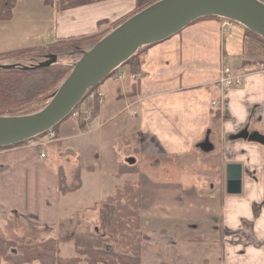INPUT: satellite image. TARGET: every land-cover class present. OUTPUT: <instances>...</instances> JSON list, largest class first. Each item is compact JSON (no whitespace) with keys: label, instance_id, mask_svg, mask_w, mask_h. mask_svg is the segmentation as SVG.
Masks as SVG:
<instances>
[{"label":"crops","instance_id":"1","mask_svg":"<svg viewBox=\"0 0 264 264\" xmlns=\"http://www.w3.org/2000/svg\"><path fill=\"white\" fill-rule=\"evenodd\" d=\"M135 8L136 0H92L66 9H58L56 0H15L12 17L0 22V55L105 32ZM263 59V42L242 25H223L213 17L144 47L135 79L126 65L122 81L112 77L97 87L105 100L88 124L68 119L44 147L29 142L0 150V224L19 243L28 237L58 239L59 257H72L71 235L109 237L113 207L104 201L116 187L138 183L136 216L111 231L122 232L135 222L132 228L151 250H144L143 264H195L199 258L190 236L195 233L221 246L217 264H264V146L232 139L244 128L264 135V75L254 71V63ZM224 67L242 79L222 97L216 82ZM216 100L224 103L223 110L212 104ZM91 107L86 98L79 108ZM120 111L129 112L126 119L112 124ZM206 137L213 145L209 153L197 147ZM198 152L220 157L218 196L201 193L192 176L187 186L177 180L184 175L182 166L200 161ZM228 163L241 165L239 194L226 193ZM60 172L70 189L66 194L59 192ZM164 174L177 176L168 180ZM90 205L98 208L84 218L88 226L76 230L73 224ZM62 220L69 223L66 233L59 230Z\"/></svg>","mask_w":264,"mask_h":264},{"label":"trees","instance_id":"2","mask_svg":"<svg viewBox=\"0 0 264 264\" xmlns=\"http://www.w3.org/2000/svg\"><path fill=\"white\" fill-rule=\"evenodd\" d=\"M90 1L92 0H56V7L58 9H66ZM157 1L159 0H136V8L129 17ZM259 1L264 3V0ZM14 7L15 0H0V21L9 20L12 17ZM129 17L118 21L105 32L89 37H82L59 45H50L45 48H25L2 53L0 64H14L16 66L7 70L0 69V116H22L41 110L48 103L49 97L70 73L72 63L80 57L78 52L87 50L84 48L86 45L91 48L106 33L116 28ZM210 17L221 19L216 16ZM245 30L264 44L262 37L246 28ZM64 45L70 46V50H60L55 52L56 54H53L50 50L51 48L56 49ZM146 46L139 48L130 58L113 70L109 76H115L119 69L126 65H129L127 74H134L138 67L137 55ZM46 55H57L58 58L62 55L66 58V61L58 60L56 64H52L49 67L34 70L23 68L25 66L33 67L44 61ZM98 86L87 90L83 99ZM82 100L75 106L74 111L78 110ZM40 102L44 103L40 104ZM98 110L99 105L95 103L90 112L91 118L97 115ZM57 126L58 124L51 130H55ZM42 135L40 134L30 140H37ZM26 142L0 147V150L20 146ZM125 168L127 169V167ZM119 172L123 174L124 169H120ZM58 186L61 194H66L70 190L66 186L62 172L58 176ZM104 202L113 207L112 217L107 227L109 233L111 232L109 237H102L93 233L72 234L68 240L72 242L75 255L69 258H61L58 256V239L46 237L34 243L20 244L13 237L8 238L0 233V264H143L144 250L150 253L151 250L149 246L144 247L138 231L135 228H126L124 231L116 233L111 231L118 223L136 216L140 203L139 189L135 184L126 182L116 187L113 195Z\"/></svg>","mask_w":264,"mask_h":264},{"label":"water","instance_id":"3","mask_svg":"<svg viewBox=\"0 0 264 264\" xmlns=\"http://www.w3.org/2000/svg\"><path fill=\"white\" fill-rule=\"evenodd\" d=\"M216 16L229 19L264 39V3L259 0H159L132 15L91 48L78 52L68 76L39 111L22 116H0V147L12 146L47 132L63 121L87 90L100 84L110 73L130 58L139 48L161 42L193 21ZM57 55L35 66L40 69L56 64ZM14 64H0V69H12ZM232 139H245L264 146V135L244 128ZM197 147L203 153L213 150L208 137ZM134 159H129L133 163ZM226 193L241 192V165H226Z\"/></svg>","mask_w":264,"mask_h":264},{"label":"rangeland","instance_id":"4","mask_svg":"<svg viewBox=\"0 0 264 264\" xmlns=\"http://www.w3.org/2000/svg\"><path fill=\"white\" fill-rule=\"evenodd\" d=\"M4 21H6V20L0 21V22H4ZM17 37H18V35H17ZM69 47L70 46L64 45V46L57 47L56 49L55 48H51L50 50L54 54L55 52H58L60 50H67L68 51V50H70ZM1 59H2V56L0 55V61H1ZM64 59H65L64 56H62V55L59 56V60L60 61H63ZM122 69L125 70L124 69V66L121 67L119 69V71H122ZM112 80H113L112 76H109L104 81L110 82ZM120 81H122V80H120ZM103 82H101L99 84V86ZM45 100H46V98H45ZM42 103H44V102H40V104H42ZM127 113H129V112L128 111H124V112H121L120 111L115 116V119L114 118L112 119L113 120L112 121V124L115 123V121H118L119 119H124V118L126 119V114ZM65 120H68V118L65 119ZM117 136H119V134ZM117 136H113L112 137V140L114 138H116ZM44 138L46 139L47 136H45ZM47 155H48V159L50 160V156H49V153L48 152H47ZM215 156L216 155L213 154V153H211V154H202V153H199L198 152V157L200 158V161H197L196 160V162L192 166H182V168H183V174L184 175L181 176V177H177V180L179 182H185L184 183V186L185 185L187 186V185L190 184V182L188 180H186V179L189 176H192L193 178L196 179L193 182L192 186H194L196 189H198L201 193L202 192H205V193L214 194L215 196H218L219 193H220V177H219V171H218L217 168H218V164H219V161H220V157L219 156H216L215 157ZM208 162H210L209 164H211V169L210 170L206 166ZM176 176H177V174H164V177L167 178L168 180L175 179ZM137 184L138 183H136V185ZM73 199L75 200V198H73ZM82 208H85V207H82ZM97 208H98V205H90V208L87 209L85 211V213L83 214V218L81 216L78 217V219L80 221V222H78L79 225H77V223L75 221V224H73L72 227L75 226L74 228H76V230H81L84 225L85 226H88L87 221L89 222V220L86 221L84 218H87V219L90 218V216H92V213L94 212L93 209H97ZM63 210H66V207L63 206ZM72 212H73V210H72ZM66 216L67 215L63 214V216L61 215V218H64V217L66 218ZM71 217L73 218V220H76V217L75 216L71 215ZM63 220H62L63 226L60 227L59 230H60V232L66 233L67 230H65L66 229V226H64V224H66L68 226L69 223H68V221L65 222ZM134 223L135 222L132 221V222L126 223V225H129L132 228L135 225ZM8 224L12 226L11 227L12 229L13 228H18V226H17V224L15 222H10ZM20 231H22V230H20ZM0 233L3 236H7L8 238H12L13 237V239H16L18 241L17 237L13 236L12 233L7 232V230L5 229V226H4V223L3 222H2V224H0ZM56 234H58V233H56ZM60 235L62 236L63 233H60ZM190 236L194 239L193 241H191L192 242L191 244L194 247V250L198 254V258H199L198 260H196V263L195 264H204L205 262H208V264H217L219 262L220 251L222 249L220 245H215V244L209 245L208 242H207V240L204 239L205 238L204 235H197L195 233V235L191 234ZM50 237H48V238H50ZM44 238H46V237H44ZM29 239H31V240H29ZM42 239H43L42 237H41V239L40 238H37V237L36 238H32V237L29 238L28 237V238L25 239L26 241L20 242V244L29 243V242L30 243L31 242L34 243V242L40 241ZM62 246L63 245L61 243L60 248ZM189 257H190V255H189Z\"/></svg>","mask_w":264,"mask_h":264},{"label":"built area","instance_id":"5","mask_svg":"<svg viewBox=\"0 0 264 264\" xmlns=\"http://www.w3.org/2000/svg\"><path fill=\"white\" fill-rule=\"evenodd\" d=\"M229 24H230L229 20H225L223 22V25H229ZM254 70L258 73L264 74V60L255 63ZM132 77H134V76H132ZM122 78H123L122 74L117 75L118 80H121ZM241 79H242L241 75H233V74H231L230 69L228 67H224L221 71V75H220L219 79L216 82V85L220 90L221 96L223 97L225 95V93L227 92V90H229L230 88H233V87L240 85ZM88 97L91 100L97 101L98 104H102L103 100H104V94L102 92H97V91L91 92ZM213 105L222 109V110L224 108V103L221 100L214 101ZM89 113L90 112L81 113L78 111H74L71 114V119L74 121H78L80 119L83 123L87 124L90 121V114ZM136 114H137L136 111H132L133 117H135ZM48 137H49V139L47 141H39L37 143V145L43 146L49 140L53 139L55 137V135L53 132H49ZM41 157L42 158L44 157L43 152L41 153Z\"/></svg>","mask_w":264,"mask_h":264}]
</instances>
